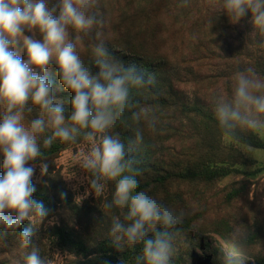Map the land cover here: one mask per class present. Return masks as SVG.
Wrapping results in <instances>:
<instances>
[{"label":"clouds","instance_id":"obj_1","mask_svg":"<svg viewBox=\"0 0 264 264\" xmlns=\"http://www.w3.org/2000/svg\"><path fill=\"white\" fill-rule=\"evenodd\" d=\"M188 4L189 0H183L180 6ZM221 7L233 24L250 12L256 29L252 35L258 32L264 47V0H222ZM98 26H104L99 0H0V153L4 158L0 240L29 221L30 226L18 235L20 247L29 249L34 229L51 212L43 201L33 198L35 165L28 166L29 162L41 161L43 176L48 165L43 162L42 146L82 139L89 147L78 154L77 163L91 174L90 189L98 197L108 182L115 181L112 199L104 208L126 209L123 220L112 217L109 235L113 244L122 248L142 242L135 264H170L178 235L173 229L182 223L184 214L138 190L141 161L132 155L143 143L144 126L155 132L158 122L155 107L141 106L133 93L154 87L156 78L109 51L102 33L95 31ZM93 34L98 41L91 49L94 67L86 65L78 51ZM52 64L58 69L62 89L73 93L67 118L63 101L55 97L61 89L54 87L48 75ZM233 80L230 98L216 93L211 101L223 135L233 138L238 129H246L264 136V78L247 67L236 72ZM33 108L38 115L29 119ZM117 124L133 133L127 142L110 131ZM149 232L154 235L146 239ZM245 248L246 237L236 227L221 264H245ZM24 260L25 264H52L36 246Z\"/></svg>","mask_w":264,"mask_h":264},{"label":"trees","instance_id":"obj_2","mask_svg":"<svg viewBox=\"0 0 264 264\" xmlns=\"http://www.w3.org/2000/svg\"><path fill=\"white\" fill-rule=\"evenodd\" d=\"M208 1L212 9H207V15L212 16L213 27L207 39L214 46L207 52L215 57H207L204 53L200 61L218 58L230 67L224 75L200 78L195 83L193 95L185 90L184 80L165 49L166 40L170 38L165 35L166 30L175 26L170 21L172 10L168 0H130L110 29L104 22L103 28L98 26L95 31L102 33L101 39L109 51L121 57L125 64L134 63L156 78L154 87L133 93L134 100L141 106L155 107L158 122L155 132L144 126L143 143L132 155L141 161L138 190L147 191L177 214H184L182 223L173 229L178 235L170 264H221L227 250L215 235L223 239L230 250V233L236 227L246 237L245 264H264V207L256 199H250L253 179L264 169L250 152H264V136L246 129H238L233 138L224 136L211 103L213 90L204 82L210 78L224 80L225 96L230 98L236 72L252 67L264 78V47L260 46L259 33L252 35L256 29L250 12L233 24L221 7L222 0H216L215 4ZM137 3L142 4L138 7ZM104 5L105 0H99L103 20ZM166 18L171 23L168 27ZM219 24L223 26V33L219 31ZM201 25L206 29L205 24ZM220 33L222 35H218ZM25 34L31 35L27 31ZM213 35L222 41L216 42ZM229 35L232 40L228 39ZM97 42L93 34L78 48L88 66L94 67L91 49ZM57 72L56 66L50 65L48 75L54 87L61 89L55 92V97L63 101L67 118L71 113L73 93L62 89ZM36 115V108L27 114L29 119ZM110 131L118 133L125 142L133 135L119 124ZM81 142L82 139L76 143L56 140L50 147L42 146L46 158L43 162L47 163L48 170L42 182L32 178L36 188L33 198L43 201L51 209L50 215L34 229L29 249H22L18 239L20 230L30 226L29 221L16 232L9 231L7 238L0 240V264H25L24 255L32 246L38 247L47 260H51L56 251L69 255L63 264H135L143 243L117 248L109 235L112 217L119 216L123 220L126 211L104 208L112 199L115 181L108 182L93 203L85 201L78 206L53 176L55 160L60 153ZM3 159L0 153V176L3 175ZM40 163L39 160L30 161L28 166ZM231 176L241 178L225 183ZM64 204L73 210L79 221L52 222L58 207ZM82 214L86 220L82 219ZM153 235L149 232L146 239Z\"/></svg>","mask_w":264,"mask_h":264},{"label":"rangeland","instance_id":"obj_3","mask_svg":"<svg viewBox=\"0 0 264 264\" xmlns=\"http://www.w3.org/2000/svg\"><path fill=\"white\" fill-rule=\"evenodd\" d=\"M129 1L130 0H105L104 22H106V27L108 29L111 28V23L118 20V15L126 10ZM168 1L172 10L170 21L171 23H174L175 26L172 29L166 30L165 35L167 37L170 36V38L166 40L165 49L171 55L173 64L178 68L180 76L184 80L183 85L185 90L193 95L195 83L198 82V80L200 81V78H204L207 75H224L229 71L228 69L230 66L218 58L209 61H200V58L204 53L207 57H215L210 51L207 52L209 48L211 49V47L214 46V43L209 42V39H207V36L210 35V31L213 27V18L212 16L207 15V9H212L210 1L189 0L187 7L180 6L183 0ZM203 3L204 6H202ZM141 4L142 3H137V6L140 7ZM165 21L166 27H168L171 23L167 18ZM201 24H205L206 29ZM219 26V31L223 33L222 24H219ZM218 35L222 34L220 33ZM216 36L217 35H213V37ZM216 38V42L222 41L219 37ZM228 39L232 40L230 35L228 36ZM204 50L206 51L204 52ZM204 82L208 89L213 90V95L216 93H222L225 95L227 92L224 80L220 81L217 78H210L208 82ZM88 147L89 145L87 142L83 141L61 152L60 156L55 160L53 176L59 181L61 186L72 195L73 202L78 206H81L85 201L93 203L94 199L97 198L95 193L92 192V189H90L88 183V180H91L92 178L91 174L81 169L77 163L78 154L86 152ZM250 153L256 157L259 164L264 167V152L252 150ZM33 178L37 182H42L44 179V175L41 176L39 165H35V174ZM239 178H241V176H231L225 180V183L232 180H238ZM253 181L254 184L251 188L250 199H256L257 202L261 203L264 207V169L253 179ZM81 217L86 220L85 215L82 214ZM76 220L79 221L77 216L74 215L73 210L65 204L58 207L55 216L52 218V222H75ZM215 238L227 251H229L223 239L216 235ZM56 254H59L62 259H57ZM69 258V255L56 251L52 256L51 261L52 264H63Z\"/></svg>","mask_w":264,"mask_h":264}]
</instances>
